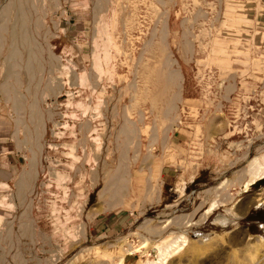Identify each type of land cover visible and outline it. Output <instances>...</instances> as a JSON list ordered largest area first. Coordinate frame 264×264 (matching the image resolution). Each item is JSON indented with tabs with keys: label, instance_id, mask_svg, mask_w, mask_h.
Segmentation results:
<instances>
[{
	"label": "rangeland",
	"instance_id": "374dc122",
	"mask_svg": "<svg viewBox=\"0 0 264 264\" xmlns=\"http://www.w3.org/2000/svg\"><path fill=\"white\" fill-rule=\"evenodd\" d=\"M263 164L264 0H0V264H264Z\"/></svg>",
	"mask_w": 264,
	"mask_h": 264
},
{
	"label": "bare ground",
	"instance_id": "6f19581e",
	"mask_svg": "<svg viewBox=\"0 0 264 264\" xmlns=\"http://www.w3.org/2000/svg\"><path fill=\"white\" fill-rule=\"evenodd\" d=\"M257 174L254 175V177L256 178H264V164L259 166V168H257ZM255 178L252 180V183L253 181L255 180ZM249 185V184H248ZM177 241V240H176ZM170 242L171 244H168L166 246H161L159 245L158 246V250H159V253H158V256L156 259H153L151 261H148L147 264H165L168 257L172 254V252L178 247L177 244H179L178 242Z\"/></svg>",
	"mask_w": 264,
	"mask_h": 264
}]
</instances>
